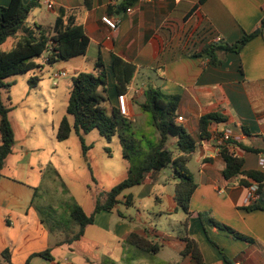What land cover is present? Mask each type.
I'll return each mask as SVG.
<instances>
[{"label": "crops", "instance_id": "0c3cea01", "mask_svg": "<svg viewBox=\"0 0 264 264\" xmlns=\"http://www.w3.org/2000/svg\"><path fill=\"white\" fill-rule=\"evenodd\" d=\"M10 1L0 0V6H8ZM123 1L39 0L53 17L34 14L35 19L27 21L13 38V46L26 30L42 27L52 35L51 29L64 10L83 26L90 43L85 55L53 64V73L66 72L65 78L70 79L81 72L98 74L96 64L101 59L107 76L106 106L110 108L118 106L113 55L134 65L136 73L125 94L126 117L136 123L142 118L138 117L135 99L147 86L165 95L180 96V124L197 140L188 163L197 184L190 215L175 200L178 179L173 169L169 167L171 175L165 180L164 168L150 173L141 185L125 190L112 211L97 213L81 240L60 243V234L50 233L42 222L37 205L40 186L29 181L30 173H24L35 169L29 157L40 148L29 143L28 138L36 126L30 124L22 129L25 134L19 141L17 123L10 117L13 110L29 107L27 101L10 106L15 144L2 172L9 166L8 159L18 155L12 168L23 177L2 174L0 179V264H122L129 250L126 241L132 233L160 246L154 255L131 250V258H136L133 264H193L190 257L181 255L185 235L198 243L205 264H264V209H248V186L241 176L224 177L226 163L222 156L225 149L244 160V170L264 172V33L256 34L239 53L226 54L220 65L213 64L206 52L214 43L233 44L245 33H256L264 18V0H138L120 15L109 14ZM48 4L53 8L49 9ZM106 15L120 20L117 31L102 22ZM37 63L41 68L46 64L44 59ZM41 68L37 70L41 72ZM34 88L38 89L39 83ZM214 112L226 116L227 121L212 123L211 137L200 140L199 120ZM62 119H57L55 113L47 119L55 138ZM225 130H231L232 139L220 146L214 136ZM176 142L175 138L169 142L175 156L179 154L174 149ZM88 149L82 145L84 156ZM193 162L198 164L197 173L190 167ZM168 181H172L170 185ZM250 205L264 207V185L258 200ZM209 217L249 240L211 225ZM175 219L179 225L173 224ZM48 249L52 250L51 260L34 256ZM6 250L10 252V263L3 257Z\"/></svg>", "mask_w": 264, "mask_h": 264}, {"label": "trees", "instance_id": "16d2710c", "mask_svg": "<svg viewBox=\"0 0 264 264\" xmlns=\"http://www.w3.org/2000/svg\"><path fill=\"white\" fill-rule=\"evenodd\" d=\"M138 0H124L116 11L109 14L120 15ZM205 0H201L204 2ZM40 6L39 0H11L8 6H0V46L8 39L17 38L20 31L29 19L30 14ZM261 33H264V18L261 21ZM52 35L42 27L37 31L26 30L15 45L9 51L0 50V179L6 159L13 153L15 144V133L9 118L12 108L6 104L1 97V90H8L12 84L7 81L15 75L26 74L40 69L37 59L47 56V63L53 65L59 61H67L72 58L85 55L90 43L82 25L76 22L73 16H67L61 10L54 26ZM256 37V33H245L233 44L214 43L206 52L211 57V62L220 65L228 53H239L248 42ZM96 68L99 73L81 72L72 78V89L69 96L67 113L72 116L74 123L71 124L68 117L60 122L56 139L59 142L66 141L72 133H76L86 150L84 135L98 130L101 137L111 141L118 137L122 148L124 160L128 163L127 175L123 181L118 183L109 192L105 193V199L98 198L94 212L91 215L85 213L84 209L74 199L51 209V214L44 207H39L42 222L47 226L50 233L60 234L62 244H73L84 236L87 226L94 223L95 215L101 211H112L119 203L118 197L127 189L141 185L146 177L153 172L171 167L178 179L175 185V200L186 215H190V201L197 184L188 167L192 153L196 150L197 140L177 122L179 117V106L181 98L176 95H165L152 86H147L143 93L135 99V105L142 112L139 123L133 122L122 115L117 107H107V76L104 63L98 60ZM113 75L116 81L117 97L128 91V86L133 81L136 67L122 58L113 55ZM40 78L33 76L29 83L35 87ZM226 116L219 112L208 113L202 116L198 124V138L209 139L211 133L209 126L212 123H225ZM172 138L177 139L174 150L169 146ZM226 168L223 175L226 179L235 176L243 177L246 186L253 182L259 184V193L264 185L263 171H246L243 169L244 160L227 150L222 151ZM252 180V183H248ZM67 193V191H65ZM264 209L262 206H249L248 209ZM211 225L222 229L236 238L249 240L231 227L216 221L213 218L207 220ZM188 219L183 222V230H187ZM185 248L182 257H190L193 264H205L198 243L185 235L183 237ZM126 244L130 252L134 248L137 252L154 255L160 250V246L150 239L132 233ZM217 246L215 243H213ZM126 251V254L129 252ZM51 249L43 253L35 254L51 260ZM3 257L10 263V252L6 250ZM138 257V256H137ZM136 258L126 257L124 264H133ZM230 263V262H229Z\"/></svg>", "mask_w": 264, "mask_h": 264}, {"label": "rangeland", "instance_id": "374dc122", "mask_svg": "<svg viewBox=\"0 0 264 264\" xmlns=\"http://www.w3.org/2000/svg\"><path fill=\"white\" fill-rule=\"evenodd\" d=\"M34 14L44 18L53 17L42 2L31 13L29 22L35 19ZM14 41L13 38L8 39L0 46V50L9 51ZM40 71L34 70L26 74L15 75L7 80L12 84L9 91L1 90L3 101L11 107L23 105L27 101L30 103L29 107L13 110L10 113V117L17 123L19 141L25 134V131H21L22 129H26L30 124L36 126L35 131L30 133L28 138L29 143L38 144L36 146L40 148L32 151L29 157L35 169L32 171L27 169L24 173H30L32 178H29V181L40 186L37 205L44 207L48 214H54L51 209L64 205L70 201V198L80 203L86 212L92 213L98 198L104 201L105 193L125 179L128 163L123 158L118 137L108 141L100 136L98 130L83 137L85 145L89 147L86 156L82 154V142L75 132L65 142H59L55 138L52 133V124L47 121L49 116L53 113L56 114L57 119L66 116L73 123V117L68 115L66 110L72 89V79L65 77L55 79L52 65L49 64H45ZM33 76L40 78L38 89L29 83ZM56 84L59 86L57 87ZM137 114L139 118L143 117L138 107ZM17 157L18 155H15L8 159L9 166L4 169L3 175L23 177V174L12 168V162ZM190 167L194 173H197V163H191ZM163 172L165 173L162 177L167 180L171 175L170 168H166ZM25 179L28 181V178ZM170 182L172 181H168L169 185ZM115 218L118 217L115 216ZM173 224L179 225L180 222L175 219ZM126 257H134L133 252H128Z\"/></svg>", "mask_w": 264, "mask_h": 264}, {"label": "built area", "instance_id": "2783aa9c", "mask_svg": "<svg viewBox=\"0 0 264 264\" xmlns=\"http://www.w3.org/2000/svg\"><path fill=\"white\" fill-rule=\"evenodd\" d=\"M48 8L52 9L53 5L48 4ZM102 22L110 28L111 31L115 32L119 28L120 20L118 18L110 17L108 15L102 17ZM220 41V39L218 40ZM48 59L47 56L44 58V63H47ZM67 74L66 72H55L54 73V78L59 80L63 77H66ZM118 108L119 111L122 115L127 116L128 114V107H127V96L126 94L119 95L118 97ZM177 122L182 123L183 118L178 117ZM215 140L219 143L220 146L224 145V143L231 141L232 139V132L231 130H225L220 133L215 134ZM264 163V161H263ZM259 184L253 182L249 187H248V193L246 197V203L247 205H250L251 203H254L258 200L259 198Z\"/></svg>", "mask_w": 264, "mask_h": 264}, {"label": "water", "instance_id": "95a60500", "mask_svg": "<svg viewBox=\"0 0 264 264\" xmlns=\"http://www.w3.org/2000/svg\"><path fill=\"white\" fill-rule=\"evenodd\" d=\"M260 32H261V30L259 29V30H257L256 34H258V33H260Z\"/></svg>", "mask_w": 264, "mask_h": 264}]
</instances>
